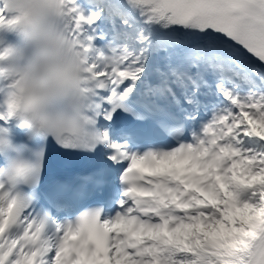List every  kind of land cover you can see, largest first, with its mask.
Wrapping results in <instances>:
<instances>
[{
  "label": "snow or ice",
  "instance_id": "snow-or-ice-1",
  "mask_svg": "<svg viewBox=\"0 0 264 264\" xmlns=\"http://www.w3.org/2000/svg\"><path fill=\"white\" fill-rule=\"evenodd\" d=\"M0 264H264V0H0Z\"/></svg>",
  "mask_w": 264,
  "mask_h": 264
}]
</instances>
